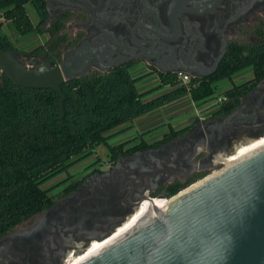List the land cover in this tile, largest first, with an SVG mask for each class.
Returning a JSON list of instances; mask_svg holds the SVG:
<instances>
[{"label":"flooded vegetation","instance_id":"af4514ba","mask_svg":"<svg viewBox=\"0 0 264 264\" xmlns=\"http://www.w3.org/2000/svg\"><path fill=\"white\" fill-rule=\"evenodd\" d=\"M43 1L47 14L44 27L57 17L63 18L59 34L64 40L58 46L59 60L47 61L53 64L87 41L90 46L106 44L109 51L113 49L111 57L132 58L120 65L141 68L139 76L157 77V73H163L155 67L160 64L170 70L164 73L178 75L186 71L189 80L202 79L213 74L230 45L245 47L264 37V0H206L199 6L179 0H49L48 8V0ZM26 4L35 11L31 2ZM69 29L71 34L67 36ZM16 52L29 66L44 60L42 54ZM107 53L101 52L103 61ZM214 63L213 71L206 74ZM92 71L101 72L90 65L77 78ZM237 74L243 78L236 82ZM223 80L228 83L226 89L240 86L233 110L242 107L236 119L204 136L195 124L222 118L230 112L222 116L209 114L190 124L182 135L158 146L122 153L113 161L107 156L104 164L95 160L88 163L84 172L68 174L56 186L61 188L49 190L53 201L46 209L23 219L0 236V264L64 263L72 251L87 250L96 241L93 239L116 232L132 214L136 220L141 217L148 207L144 199L166 197L164 186L175 180L183 183L208 167L212 155L228 153L242 135L264 129V76L254 82L251 69H245ZM222 100L224 97L216 102V107ZM162 135L152 141H145L142 136L141 139L151 143ZM139 139L128 140L122 151ZM242 148L240 144L228 160H235L234 154L238 156ZM154 203L161 206L164 201ZM120 234L113 233L112 237Z\"/></svg>","mask_w":264,"mask_h":264},{"label":"trees","instance_id":"16d2710c","mask_svg":"<svg viewBox=\"0 0 264 264\" xmlns=\"http://www.w3.org/2000/svg\"><path fill=\"white\" fill-rule=\"evenodd\" d=\"M27 2L32 3L39 17L34 25L25 11ZM0 16L9 21L19 35L47 34L43 45L32 48L28 54H42L44 60L53 63L59 60L58 46L64 40L59 34L63 18L57 17L44 27L47 14L43 0H0ZM0 50L16 51L4 34H0ZM129 66L119 65L106 72L92 71L64 81L60 86L64 95L62 104L53 90L17 86L0 73V236L23 219L46 209L53 201L49 190L58 184L43 187L44 183L89 156L94 146H106L109 160L113 161L119 154L155 147L176 138L185 133L190 124L176 130L168 126L167 132L151 143L140 136L138 143L124 151L122 147L128 140L107 144L106 133L111 130L185 94L195 105H200L212 97L216 82L230 79L245 69H251L254 82H258L264 76V37L245 47L230 45L212 75L191 78L187 84H179L178 75L174 73H157L158 83L153 88L138 91L136 81L148 74L133 77ZM163 87L170 88L145 97ZM239 89L240 86L226 89L224 100L210 115L231 112L238 103ZM201 176L193 174L183 183L175 180L164 186L165 196L175 194Z\"/></svg>","mask_w":264,"mask_h":264},{"label":"water","instance_id":"95a60500","mask_svg":"<svg viewBox=\"0 0 264 264\" xmlns=\"http://www.w3.org/2000/svg\"><path fill=\"white\" fill-rule=\"evenodd\" d=\"M179 1L199 6L206 0ZM102 51H108L105 61ZM112 53L106 44L90 46L83 41L56 64L40 59L29 66L16 51L0 50V73L17 86L49 88L62 104L60 86L64 81L79 77L90 65L106 72L132 59L111 57ZM155 67L170 72L160 64ZM214 68L215 63L206 74ZM241 107L195 126L204 136L210 135L236 119ZM263 134L264 129L247 137ZM227 154L216 153L207 163L213 165L215 158L223 164L220 168L169 197H155L165 200L161 206L155 205L152 197L144 199L148 210L139 220L77 264H264V144L229 163Z\"/></svg>","mask_w":264,"mask_h":264},{"label":"rangeland","instance_id":"374dc122","mask_svg":"<svg viewBox=\"0 0 264 264\" xmlns=\"http://www.w3.org/2000/svg\"><path fill=\"white\" fill-rule=\"evenodd\" d=\"M25 11H26V14L29 17L30 21L34 24L37 21L38 17L36 15V12L32 9L30 4L25 5ZM0 22H1L0 34L6 35L7 38L11 41L12 46L16 50H18L19 52L20 51L21 52L29 51L30 49H32L33 47H35L39 43L45 42L44 40L47 37L46 34L37 33V32H31V33L26 34V35H19L15 31L12 24L9 21L4 20L1 16H0ZM70 31L71 30L69 29L68 32L65 34L67 36L70 35L71 34ZM18 58L25 65H29V62H27L24 57L18 56ZM136 72H137L136 70L130 71L131 74L136 73ZM134 76L137 77L139 75H134ZM240 76H242V74H237L234 77V81L237 82V81L241 80L243 77L241 78ZM149 77L150 76L145 75L144 77L139 79V81H142L143 79L149 78ZM154 82H155L154 79H152V77H151V79H146L142 82H139L136 85V88L139 91L150 90L151 88H153L157 84ZM227 86H228V83L224 80H220V81L216 82L213 86L214 92H213L212 97L200 105H195L193 102H190L187 94L182 95L181 97L176 98V100L173 103L166 104L163 107H160L157 111L150 113V115L145 117L144 121L141 122V123H144L143 125L141 124L142 126L138 125L139 122H131L129 124L118 126L117 128L106 133L108 135V139L106 142H107V144L110 145V144H115V143L126 141V140H132V139L138 138L140 136H144L146 138V141H152V140L157 139L161 136L159 131L157 133H155V135H150V136H146L147 135L146 133H144L145 135L139 134L137 131L140 130V128L143 126H150L151 128L157 129L160 126H163L165 124L164 122H167V120H169L170 122L173 121L172 122L173 126L177 127V126H183L186 124L189 125L192 123V121L195 118L204 119L207 116H209L211 111L216 107L217 99L223 96V92L225 91ZM169 88L170 87H163L161 89L152 91L145 97H147V98L153 97L157 94L162 93L163 91L168 90ZM194 111H195V113H194ZM170 115H171V117H169ZM172 117H175V121L171 120ZM161 121H164V122H161ZM154 129H152V130H154ZM250 139L251 138L242 135L241 139L234 143L233 148L231 150L232 152L229 151L227 155L228 156L232 155L234 153L236 147H238L240 144L248 142ZM90 150L91 151H90L89 156L85 157L84 159H82L81 161H79L77 163H74L71 167H69V169L67 170L66 173H60L57 176H55L54 178H52L49 181H47L46 183H44L43 187L53 186L55 184H58V185L62 184V182H64L63 180L65 179V177L68 174L77 175V174L84 172V169L86 168V166L89 165L88 163H91L95 160L96 161L98 160V161L102 162L103 164L108 161L106 146L100 144V145L94 146ZM232 161L233 160H229L228 163L232 162ZM212 162H213V165H210V166L204 168L203 170L198 171L200 173V175H202L201 177H203L206 174H209L210 172L220 168L223 165L222 163L217 162V160L215 158L213 159ZM201 177H199V178H201ZM199 178H197V179H199ZM197 179H195V180H197ZM194 181H192V182H194ZM192 182H190V183H192ZM189 184H187V185H189ZM56 186L57 185H55V187ZM55 187H53L54 190H52V192H54L58 188H61V186H58L56 188ZM65 258L63 260L64 262H65Z\"/></svg>","mask_w":264,"mask_h":264},{"label":"bare ground","instance_id":"6f19581e","mask_svg":"<svg viewBox=\"0 0 264 264\" xmlns=\"http://www.w3.org/2000/svg\"><path fill=\"white\" fill-rule=\"evenodd\" d=\"M256 140V141H255ZM262 144H264V134L259 136L258 138H255V139H252V140H249L248 142L246 143H243L242 144V150L241 152L239 153L238 156H236V153L234 154L236 159H238L239 157L243 156L244 154L250 152L251 150H253L254 148H257L258 146H261ZM240 147V145L238 146ZM236 147V149L238 148ZM230 156V155H229ZM227 156V161L226 163H228V157ZM235 159V160H236ZM234 161V160H233ZM154 201H164L163 199L161 198H153V202ZM140 208H142V204H140ZM144 208H146V206H144ZM148 210V207L146 208V211ZM145 214V213H144ZM143 216V215H142ZM141 218V217H139ZM139 218L137 220H139ZM135 220V221H134ZM136 216H134V214H132V216H130V218H128V222H124V224H122V226H120V228H116V232H112V234H109V235H106L104 236L103 238H101L100 240H96L94 241L92 244H90V248L87 249V250H84L82 251L81 253L77 254V255H74V254H69L67 256V258L65 259V262L63 264H77L78 262H80L81 260H83L85 257H87L88 255H90L91 253H93L94 251H96L97 249H99L100 247H102L104 244L112 241L114 238H116L117 236H113V233L114 234H120V232H122V230H127L130 226H132L136 221ZM115 231V230H114Z\"/></svg>","mask_w":264,"mask_h":264},{"label":"crops","instance_id":"0c3cea01","mask_svg":"<svg viewBox=\"0 0 264 264\" xmlns=\"http://www.w3.org/2000/svg\"><path fill=\"white\" fill-rule=\"evenodd\" d=\"M131 70H133V71H137L136 73H133V74H131L130 73V71ZM128 71H129V73L133 76V77H136V76H134V75H139L143 70L141 69V68H139V67H132V68H130V69H128ZM151 77H152V79H154V83H158V79H157V77L155 76V75H151L149 78H145V79H143L142 81H144V80H146V79H151ZM142 81H136V83H135V86L139 83V82H142ZM139 91V90H138ZM187 96H188V98H189V95L187 94ZM176 100V99H175ZM175 100H173V101H170V102H168V103H165L164 105H166V104H170V103H173ZM189 100H190V98H189ZM190 102H192L191 100H190ZM164 105H162V106H160V107H163ZM160 107H158V108H156V109H153V110H151V111H148V112H146V113H144V114H142V115H140V116H138V117H136V118H134L133 120H132V122H139V126L142 124H144V123H141V122H143L144 121V118L145 117H147L148 115H150V113H152V112H155V111H157ZM194 113H195V111H194ZM195 115V114H194ZM169 117H171V115L169 116ZM174 118V119H173ZM171 120H174L175 121V117H172V119ZM161 122H164V121H161ZM160 122V123H161ZM173 122V121H172ZM172 122H170L169 120H167V122H164L165 124L163 125V126H160V127H158L157 129H154V128H151L150 126H143V127H141L140 128V130H138L137 132L139 133V134H144V133H146L147 135L146 136H150V135H155V133H157L158 131H159V133H160V135H162V134H164L165 132H167V129H168V126H171L174 130H176V129H179V128H181V127H184V126H186V125H188V124H186V125H183V126H177V127H174L173 126V123ZM123 125H125V124H123ZM141 125V126H142ZM138 129V128H137ZM152 129H154V130H152ZM152 130V131H151ZM145 135V134H144ZM142 138L146 141V138L144 137V136H142Z\"/></svg>","mask_w":264,"mask_h":264},{"label":"built area","instance_id":"2783aa9c","mask_svg":"<svg viewBox=\"0 0 264 264\" xmlns=\"http://www.w3.org/2000/svg\"><path fill=\"white\" fill-rule=\"evenodd\" d=\"M179 84H187L189 82V75L187 73H178ZM222 97L217 99V102L221 100Z\"/></svg>","mask_w":264,"mask_h":264}]
</instances>
